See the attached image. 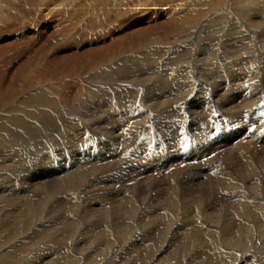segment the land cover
<instances>
[{"label": "bare ground", "instance_id": "6f19581e", "mask_svg": "<svg viewBox=\"0 0 264 264\" xmlns=\"http://www.w3.org/2000/svg\"><path fill=\"white\" fill-rule=\"evenodd\" d=\"M135 1L0 0V44L8 40L0 46V264L264 263V141L258 125L239 127L264 107V0H199L185 16L193 0L133 8ZM118 115L128 127L124 143L148 131L151 157L195 139L198 116L216 122L212 131L226 125L199 143L213 155L200 164L217 178L190 180L185 190L172 182L150 202L133 192L107 208L94 195L105 187L103 170L121 161L114 150L47 173L39 167L54 137L74 130L89 140ZM175 117L188 127L179 129ZM156 118L177 126V136L151 133ZM78 142L71 143L78 149ZM177 161L162 160L148 177L178 176ZM12 167L20 171L10 177ZM130 175L117 180L121 191L136 188ZM198 234L209 239L201 243ZM154 236L165 244L156 246Z\"/></svg>", "mask_w": 264, "mask_h": 264}, {"label": "rangeland", "instance_id": "374dc122", "mask_svg": "<svg viewBox=\"0 0 264 264\" xmlns=\"http://www.w3.org/2000/svg\"><path fill=\"white\" fill-rule=\"evenodd\" d=\"M142 1V0H141ZM140 0H136L134 3H136V7H133V8H139V7H141L142 6V4H143V1L141 2ZM196 1H199V0H193L192 2V4H190V5H192V6H190V5H186V7L182 10L183 12H182V14H181V16H185V15H188V12H190V11H192V9L193 10H195L194 9V7L193 6H197L198 5V3H196ZM201 1V0H200ZM203 1H205V0H202L201 2H203ZM64 2L66 3L67 2V0L65 1L64 0ZM146 2V1H145ZM149 2H151L150 0H149ZM190 2V1H189ZM58 4V3H57ZM67 4H68V2H67ZM66 4V5H67ZM174 4H176V2H173V5ZM77 6V5H76ZM138 6V7H137ZM75 5L73 4V5H71L69 8H66V10H69V11H67V12H65V15H68V13L69 12H73L75 9ZM134 12V10H132V13ZM180 14V13H179ZM44 15V14H43ZM47 15V14H46ZM109 18H110V16H108ZM26 18L27 19H29V21H30V16L29 15H27L26 16ZM121 18V17H120ZM15 20L16 19H14L13 21L15 22ZM118 23H120L121 22V19H118V21H117ZM117 22H113V24H115V23H117ZM16 23V22H15ZM44 28H46V26L44 27ZM43 28V29H44ZM50 30H52L51 28H50ZM50 30H49V32H50ZM8 42V40L5 38V39H3L2 41H1V44H6ZM0 44V46H2ZM119 102V104L121 105V100L120 101H118ZM261 108V107H260ZM238 111H240V110H238ZM88 112H90V110L88 111ZM217 113H219V112H217ZM97 114H95V116H96ZM106 116V115H105ZM104 116V117H105ZM261 118V119H260ZM159 119H164V118H159ZM174 120H176L177 119V117H175V118H173ZM198 120L195 122L197 125H198V128H196L197 129V131L196 132H194V134H193V138L195 137V139H189V138H184V142H183V145L182 144H177V146H176V144H174V143H172L171 145H170V150L167 152L168 154H165V155H158V156H156V155H154V156H152L151 157V155L149 154V152H147L146 151V149H147V147H144V146H146L145 145V143L147 142V140L148 139H144L146 136H148L149 134L147 133L148 131H144V130H136V131H133V135L132 136H129V139H130V141L129 142H126V143H124L122 140H125V139H123V138H125V135H124V133H125V131H128V127H127V123L125 124V127H123L122 125H121V115H118L117 117H113V120L115 121H117L118 120V122L116 123V122H112L111 124H109V125H107L106 126V129L102 132V133H100V134H103L105 137H103V135H95L94 136V133L92 134L93 136H92V138H90L89 140H80L81 138H80V136H79V134L77 135V133L73 130V131H71V135L70 134H68V135H70L69 137H68V135H66L68 138H64V140L63 139H58L57 137H54V139H53V141H54V143H50L51 145L52 144H54L53 145V147L54 148H52V151L50 152V154H48V157H47V159L45 160V161H43L40 165H39V167H43L44 169H46V172L44 171V173H47L48 172V170L47 169H49V170H51L52 171V169H53V167H55V164H56V166H61V165H72V166H74V165H76L78 162H79V160H82V157H83V159L85 158V157H90V158H95V157H102V156H104L106 153H108V152H112L113 150H114V154H117V155H119L120 157H121V161H119L118 162V164H117V166H116V169L115 170H103V173H104V176H102L101 178H100V180L99 181H102L101 182V184L100 185H104L105 184V187L104 188H107V190H108V192H107V190L106 189H102V191L100 190V191H97V193H96V195H94V197H95V199L97 198V200L98 201H100V203L102 202H104L103 204V207H106L107 206V208H113V207H115V206H118L119 204H120V202H118L120 199L119 198H121V196L123 197V195L125 196V195H128L129 194V197L130 196H135L136 194H137V196L139 195H141V196H146L147 195V197H149L148 199H150L149 200V202L150 201H154V198H155V196L154 195H156V192H162V193H165L166 191L168 192V191H170V189L169 188H171V190H172V182L173 183H175V185H179L181 188H183V190H185L186 189V185H187V183H189V181L190 180H205V178L208 176V177H210V179H213V178H211V176H213V177H215V178H217V176H218V172L216 171V170H213V166L211 167V168H208V169H205L200 163H206L208 160H210V159H212V158H210V157H213V155L211 154H208L207 155V153L209 152V149H206L205 147H200V145H199V143H201V142H204L202 139H203V137L205 136V135H210V133L211 134H213V133H215V132H217V133H219L220 134V132H221V130H222V128L221 127H223V128H225V126L226 125H223V126H221L220 125V127H219V129H217V130H215V131H212V130H214L216 127H214V125L213 124H216V122H214V121H207L206 120V117H204V116H198V118H197ZM264 119V107L262 108V113H261V115L259 114H257V115H252L250 118H245V120L243 119V120H241V123H239V127L243 130H249V129H251V127L253 128V126H255V127H257V125L259 126V128H260V137H261V140H263L264 141V122H262V121H264L263 120ZM218 121H219V119H218ZM176 122H178V124L180 125H177L178 126V128L179 129H181L183 126L184 127H186L187 126V122L185 121L184 122V120L182 121V123L180 124L179 123V121L178 120H176ZM184 122V123H183ZM212 122V123H211ZM250 122V123H249ZM255 122V123H254ZM155 123V124H154ZM261 123V124H260ZM118 126H117V125ZM161 124V125H160ZM155 125V126H154ZM182 125V126H181ZM248 125V126H247ZM163 126V127H162ZM177 126L176 127H168V125H166V124H164L162 121H160V120H157V118L155 119V122L153 121V129H152V131L150 130V132L151 133H155V135L156 136H166L167 135V137H165V138H167V139H169V138H173V137H175V135L177 136V134H178V132H179V130H178V128H177ZM208 126V127H207ZM247 126V127H246ZM117 127V128H116ZM157 127V128H156ZM188 127V126H187ZM122 128V129H121ZM161 128V129H160ZM166 128V129H165ZM176 128H177V130H176ZM71 129V128H70ZM93 129H96V128H93ZM123 129H124V131H123ZM204 129V130H203ZM221 129V130H220ZM158 130H160V131H158ZM171 130V131H170ZM173 130H175L174 132L176 133H173L172 131ZM202 130V131H201ZM220 131V132H219ZM96 132V131H95ZM109 132V133H108ZM166 132V133H165ZM168 132H169V134H168ZM171 132V133H170ZM209 132V133H208ZM76 133V134H75ZM115 133V134H114ZM121 133V134H120ZM163 133V134H162ZM164 133H165V135H164ZM208 133V134H207ZM224 133V132H223ZM222 133V134H223ZM48 134H50L51 136H53V134H52V132L51 133H48ZM75 134V135H74ZM116 135V136H114V135ZM120 134V135H119ZM171 134H173V136L171 135ZM73 135V136H72ZM107 135V136H106ZM196 135H198V136H196ZM75 136H77L76 138H75ZM223 137H221V138H219L218 140H217V137H214V138H212V141H217V143L215 144V146L213 145L212 147H219V146H221V144L219 143L220 141H221V139L223 138V140H225V138H226V131H225V136H224V134L222 135ZM99 137V138H98ZM109 139H108V138ZM117 137V138H116ZM69 138H71L72 140H70ZM98 138V139H97ZM104 138V139H103ZM114 138V139H113ZM122 140H121V139ZM69 139V140H68ZM112 139V140H111ZM194 140H195V142H194ZM64 141H66V142H64ZM78 142V144H79V146H80V148L78 147V149L71 143V142ZM83 141V142H82ZM96 141V142H95ZM111 141V142H110ZM133 141V142H132ZM88 142V143H87ZM98 142V143H97ZM110 142V143H109ZM94 143V144H93ZM116 144V147H115V144ZM197 144V147H195L194 146V144ZM55 144H56V146H55ZM104 144V145H103ZM167 144H170V143H167ZM59 145V146H58ZM112 145H113V148H112ZM61 146V147H60ZM82 146V147H81ZM141 146V147H140ZM191 146V147H190ZM90 147V148H89ZM211 147V148H212ZM62 150H61V149ZM77 149V152H76V149ZM97 148V149H96ZM128 148V149H127ZM146 148V149H145ZM171 148H173V149H171ZM177 148V149H176ZM192 150H191V149ZM201 148H203L204 149V153H203V149H201ZM227 148L228 147H226L225 148V152L227 151ZM57 151H56V150ZM59 149V150H58ZM82 149H84V150H82ZM119 149V150H118ZM178 149H179V151H178ZM195 149H197L196 151H195ZM62 152H61V151ZM117 152H116V151ZM60 151V152H59ZM84 151H86L85 153H84ZM88 151V152H87ZM119 151V152H118ZM182 151V152H181ZM202 151V152H201ZM221 151H222V149H221ZM81 152H83V154L81 153ZM191 152H192V154H191ZM260 152H262V151H260ZM58 153H59V155H58ZM68 153V154H67ZM119 153V154H118ZM140 153V154H139ZM178 154V155H176V154ZM180 153H181V156L179 157V155H180ZM184 153V154H183ZM198 153V154H197ZM202 153V154H201ZM206 153V154H205ZM73 154V155H72ZM95 154V155H94ZM133 154V155H132ZM148 154H149V156H148ZM175 154V155H174ZM207 155V156H205V157H203L202 158V155ZM66 155V157H64ZM74 155H75V157H74ZM93 155H94V157H93ZM171 155V156H170ZM184 155H189V156H184ZM52 156V157H51ZM54 156V157H53ZM57 156V157H56ZM69 156H70V159H69ZM77 156V157H76ZM82 156V157H81ZM129 156V157H128ZM161 156V157H160ZM171 157L173 160L175 159V161H177V159L179 160V159H186V160H190L191 158H194L195 159V161H197V162H194V161H186V162H183V161H177L176 163H183V164H181L180 165V167H181V171H182V173L181 174H179V175H181V176H176V175H174V176H172V177H170V180L169 179H163V175H157V174H151V176H149L148 177V173L149 172H151V171H153V173H154V170H156L157 169V165L159 164V162H162V160H164V159H168L169 157ZM175 156H178V157H175ZM208 156H210L208 159H207V157ZM61 157V158H60ZM80 157V158H79ZM188 157V158H187ZM53 158V159H52ZM64 158V159H63ZM149 158V159H148ZM152 158V159H151ZM78 159V160H77ZM196 159H198V160H196ZM48 160V161H47ZM59 160V161H58ZM61 160V161H60ZM68 160V161H67ZM76 160V161H75ZM124 160V161H123ZM149 160V161H148ZM71 161V162H70ZM201 161V162H200ZM206 161V162H205ZM55 162V163H54ZM61 162V163H60ZM67 162V163H66ZM126 162V163H125ZM193 162L194 163H198V164H196L195 165V167L197 168H195L194 167V165H192L193 164ZM46 163V164H45ZM122 163V164H121ZM192 166H191V165ZM160 165V164H159ZM191 167H190V166ZM198 165V166H197ZM16 166V165H15ZM188 166L191 168H188ZM179 167V168H180ZM183 167V168H182ZM203 167V168H202ZM210 167V166H209ZM143 168V169H142ZM147 168V169H146ZM193 168V169H192ZM202 168V169H201ZM43 169V170H44ZM190 169V170H189ZM135 170V171H134ZM187 170V171H186ZM204 170H205V172H204ZM10 172L12 171L13 173H11L10 174V177H12L13 176V174L15 173V172H17V171H20V170H17V169H15V168H10V170H9ZM134 171V172H133ZM199 171V172H198ZM214 171V172H213ZM106 172V173H105ZM114 174H113V173ZM148 172V173H147ZM173 172V170L171 171V173ZM213 172V173H212ZM109 173V174H108ZM137 173V174H136ZM129 174H131L130 175V177H132V178H134L135 179V181H132L131 183H129L128 184V186H130V185H132V187H134V185H136V188L135 189H129L128 191H121V186H118L117 184H118V181L117 180H119V181H121V183L122 182H124V180H127V179H129ZM140 174V175H139ZM200 175V176H199ZM202 175V176H201ZM108 176V177H107ZM121 177V178H120ZM144 177V178H143ZM176 179H175V178ZM179 177V178H178ZM123 178V179H122ZM125 178V179H124ZM147 178V179H146ZM113 179V180H112ZM133 179V180H134ZM143 179H145V180H143ZM207 179V178H206ZM111 180V181H110ZM114 180L116 181L114 184H113V182H114ZM167 180H168V182H167ZM173 180H175V181H177V182H175V181H173ZM209 180V179H208ZM148 182V183H147ZM196 182V181H195ZM103 183V184H102ZM109 183V184H108ZM111 183V184H110ZM109 185L108 187H107V185ZM162 184V185H161ZM170 184V185H169ZM114 185V186H113ZM117 185V186H116ZM146 185V186H145ZM140 186V187H139ZM163 186V187H162ZM117 187V188H116ZM132 187H130V188H132ZM148 187V188H147ZM152 187H154V188H152ZM157 187H160V189H158ZM110 188V189H109ZM117 189H119V190H117ZM124 189H126V188H124ZM166 191H165V190ZM174 189V188H173ZM105 190V191H104ZM116 190V191H115ZM111 191V192H110ZM113 191H115V192H113ZM122 194H120L119 192ZM100 192V193H99ZM113 192V193H112ZM134 192V194H132ZM147 192V193H146ZM103 193V194H102ZM106 193V194H105ZM115 193H116V195H118V194H120V195H118V197H117V202L115 203L114 201H116V200H114V195H115ZM131 193V194H130ZM154 193V194H153ZM112 194V195H111ZM153 194V195H152ZM261 194H264V192L263 193H261ZM99 195V196H98ZM101 195H103L102 196V198H100V196ZM104 195H108V196H104ZM111 195V196H110ZM98 196V197H97ZM105 197V198H104ZM108 197V198H107ZM152 197V198H151ZM105 199V201H104V199ZM260 200H262L261 202H259L260 204H264V196L261 198V197H258ZM94 199V198H93ZM100 199V200H99ZM111 201H110V200ZM107 200V201H106ZM225 200V199H224ZM112 202V204L110 203V202ZM106 202V203H105ZM238 202H239V197H238ZM101 203V204H102ZM113 203L115 204V205H113ZM118 203V204H117ZM216 204H219L220 202L218 201V203H217V201L215 202ZM234 203V202H233ZM106 204V205H105ZM109 204L111 205V206H109ZM113 205V206H112ZM119 207V206H118ZM120 208V207H119ZM116 218V216H113V217H111V219L112 220H114ZM241 218V217H240ZM239 218V219H240ZM243 218V217H242ZM238 219V218H237ZM237 219H235V220H237ZM245 221H244V223H247V221H248V219H245V218H243ZM194 221V220H193ZM187 222V221H186ZM241 223V222H240ZM229 230H230V228H229ZM234 230H235V228H234ZM238 231H239V229H238ZM165 235V234H164ZM200 234H198V235H196V239H201L200 240V242L203 240L204 242H206L209 238H204V236L203 237H201V235L199 236ZM198 237V238H197ZM154 240H156L157 242H156V246H157V243H158V246L160 245V243H161V245H162V243H163V245L165 244V238L164 237H162L161 236V238H160V236H154ZM158 238H160V239H158ZM163 238V239H162ZM206 239V240H205ZM158 240H163L162 242L161 241H158ZM202 243V242H201ZM194 249H196V248H193L192 249V251H195ZM263 249V248H262ZM210 254H212V253H210ZM209 256V255H208ZM205 259V258H204ZM207 260H208V258H206ZM207 262V261H206ZM208 263V262H207ZM261 264H264V263H261Z\"/></svg>", "mask_w": 264, "mask_h": 264}]
</instances>
